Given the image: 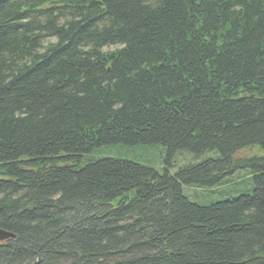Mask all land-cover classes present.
<instances>
[{"label":"trees","instance_id":"obj_1","mask_svg":"<svg viewBox=\"0 0 264 264\" xmlns=\"http://www.w3.org/2000/svg\"><path fill=\"white\" fill-rule=\"evenodd\" d=\"M251 148L264 0H0V264H264Z\"/></svg>","mask_w":264,"mask_h":264},{"label":"rangeland","instance_id":"obj_2","mask_svg":"<svg viewBox=\"0 0 264 264\" xmlns=\"http://www.w3.org/2000/svg\"><path fill=\"white\" fill-rule=\"evenodd\" d=\"M130 149V148H126ZM144 150V151H143ZM129 152L125 153L128 154L129 159H134V156L139 157V160H147L148 164L152 166L153 168L157 169L158 171L161 170L163 167V160H164V151L162 148H152V147H138L137 150H128ZM118 154V153H114ZM183 154H177L173 159V167L170 169V171H175L178 167L184 166L186 164H190L191 162H195L196 160H193L194 157L191 155H183ZM264 152L261 150H258V148H251L243 150L242 152L238 153L236 155V159H242V158H250V157H263ZM208 158L211 157V155H207ZM183 163V164H182ZM244 175V174H243ZM184 188V193H185ZM223 194L228 197L229 195L226 194L227 191L221 190ZM233 195H238V192L232 193ZM189 197V196H188Z\"/></svg>","mask_w":264,"mask_h":264},{"label":"water","instance_id":"obj_3","mask_svg":"<svg viewBox=\"0 0 264 264\" xmlns=\"http://www.w3.org/2000/svg\"><path fill=\"white\" fill-rule=\"evenodd\" d=\"M12 238V235L0 230V243Z\"/></svg>","mask_w":264,"mask_h":264}]
</instances>
